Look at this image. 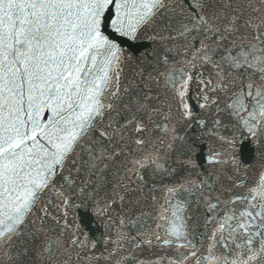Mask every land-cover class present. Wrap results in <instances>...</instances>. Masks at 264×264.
Returning <instances> with one entry per match:
<instances>
[{"label":"snow or ice","instance_id":"snow-or-ice-1","mask_svg":"<svg viewBox=\"0 0 264 264\" xmlns=\"http://www.w3.org/2000/svg\"><path fill=\"white\" fill-rule=\"evenodd\" d=\"M0 264H264V0H0Z\"/></svg>","mask_w":264,"mask_h":264}]
</instances>
